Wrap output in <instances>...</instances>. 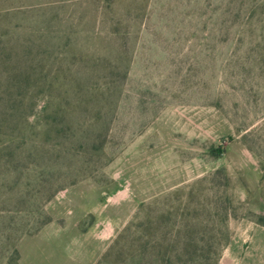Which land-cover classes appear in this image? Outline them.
Masks as SVG:
<instances>
[{
    "label": "rangeland",
    "instance_id": "374dc122",
    "mask_svg": "<svg viewBox=\"0 0 264 264\" xmlns=\"http://www.w3.org/2000/svg\"><path fill=\"white\" fill-rule=\"evenodd\" d=\"M0 58V264H264V0H0Z\"/></svg>",
    "mask_w": 264,
    "mask_h": 264
},
{
    "label": "trees",
    "instance_id": "16d2710c",
    "mask_svg": "<svg viewBox=\"0 0 264 264\" xmlns=\"http://www.w3.org/2000/svg\"><path fill=\"white\" fill-rule=\"evenodd\" d=\"M1 61V58H0ZM26 70H25V79H24V83L27 84V86H29V84L31 83L34 87L32 90H30L29 88H24L27 91H23L22 93H18L17 97L18 99H20L22 101H18V103H12V105L10 106L11 109L10 111H8V113H3L4 115L8 114V118L15 120L14 124H13V128L11 129L12 131L8 133V137L10 139V141L12 142V144L14 143L15 147L13 148V151H11V156H13L12 158H16V159H12V161H15L18 163L20 160V155L23 153V146H24V141L23 142H19L18 139V134L20 132L23 131L24 129V125L25 122L28 121V119L30 117H32L30 114L32 113L31 110H33L34 104H33V94L31 93L33 90H35L34 88H36L37 84H38V79H39V75H40V66H41V59L36 60V59H29L26 60ZM2 75H0V83H6L8 84H15L16 82V77L14 76H10L9 74L6 73V76H3V81H2ZM71 80V81H70ZM70 83L73 82L74 85V90H70V92L68 91H63L61 92V95H58L57 98L61 97V101H66V103L64 105L61 104V109H56L54 114H57L59 112H61V114L63 115V117H66L64 119H66V121H68L69 117H72L74 112H75V108L80 109V107L85 106V104H91L92 101L97 100V96L96 94L92 95L89 93V96H87L84 91L81 90V85L82 80L77 81L74 79H70ZM80 83V84H79ZM68 85V84H67ZM70 86V85H69ZM76 87V88H75ZM110 89V87L108 88ZM107 89V90H108ZM110 92V91H109ZM51 95V94H50ZM91 95V96H90ZM95 97V98H94ZM11 100H13L11 97H9ZM14 98V97H13ZM30 98V104L25 103V100ZM68 100H70V102H67ZM103 101L107 100V97H104L103 99H101ZM74 105V106H73ZM45 107H43L41 109V111H45ZM86 111V110H85ZM84 111V112H85ZM3 116V115H2ZM62 117V118H63ZM1 123V122H0ZM65 130H62L61 128L56 130V134H58L59 132L64 133ZM73 136V134H71L69 137L66 136H62V138L60 140H62V143L60 144V146H62L63 144L66 143V141H69V139ZM105 136V135H104ZM34 142H36L35 140H32ZM33 144V142H32ZM48 147L52 150V147L57 148L59 146V143L54 142L52 143H47ZM97 150V149H96ZM53 195V193L49 196L51 197ZM163 260V258L161 256H158V259Z\"/></svg>",
    "mask_w": 264,
    "mask_h": 264
}]
</instances>
